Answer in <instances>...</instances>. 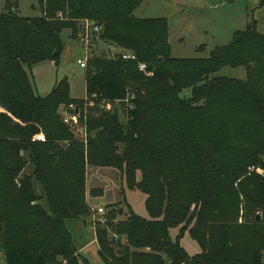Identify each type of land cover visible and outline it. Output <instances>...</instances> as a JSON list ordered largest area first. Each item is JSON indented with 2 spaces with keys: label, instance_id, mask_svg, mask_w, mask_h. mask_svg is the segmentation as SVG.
Wrapping results in <instances>:
<instances>
[{
  "label": "trees",
  "instance_id": "trees-1",
  "mask_svg": "<svg viewBox=\"0 0 264 264\" xmlns=\"http://www.w3.org/2000/svg\"><path fill=\"white\" fill-rule=\"evenodd\" d=\"M36 1L40 17L17 16L13 4L0 14V263L85 262L65 221L85 222L91 166L116 169L145 195L147 218L119 202L93 228L105 264H264V34L252 23L208 58L178 59L166 19L133 16L144 0ZM86 24L102 47L87 63L86 94L119 101V112L87 109L66 80L39 97L26 73L57 64L62 33L77 40ZM106 43L136 61L108 57ZM224 67H245L246 78H209ZM63 112L85 125L86 143ZM185 232L199 247L192 257Z\"/></svg>",
  "mask_w": 264,
  "mask_h": 264
},
{
  "label": "rangeland",
  "instance_id": "rangeland-1",
  "mask_svg": "<svg viewBox=\"0 0 264 264\" xmlns=\"http://www.w3.org/2000/svg\"><path fill=\"white\" fill-rule=\"evenodd\" d=\"M264 0H144L134 11L133 16L140 19L165 18L168 22L169 44L171 56L178 59H205L208 58L213 48L228 45L237 31L245 30L254 23L257 30L264 34ZM8 4L15 6V14L24 18H36L41 16L36 0H0V14L6 12ZM64 50L58 63L45 61L35 66L25 68L31 81L35 95L47 96L54 86L66 80L69 86L70 97L83 99L87 109H99L112 112L113 106H107L102 101H96L87 96L85 88L86 70L81 69L77 60L83 56V47L80 41L70 39L67 32L62 33ZM99 51L92 52L90 60L98 56ZM96 54V55H93ZM246 68L224 67L209 78L225 77L230 79L244 80ZM189 90L182 93V97L189 96ZM103 108H101V105ZM73 111L75 107L69 108ZM68 109V110H69ZM62 111V110H60ZM77 113V109H75ZM64 123L68 124L75 133L77 139L86 143L88 133L85 125H80L78 119L73 124L72 114L63 112ZM68 122H65V120ZM86 119V118H85ZM36 141L43 142L41 134ZM27 171V170H26ZM262 176V172L256 171ZM86 202L88 215L85 223L82 219H68L65 221L67 232L71 236L72 243L82 260L81 264H105L99 254L95 239V225L103 224L102 220L110 211L107 206L124 202L129 205L137 215L147 218L144 207L145 195L138 190H128L121 181L119 171L113 168L86 166L85 174ZM96 190L95 197L90 193ZM40 189H37L38 194ZM41 205V200L39 201ZM45 205H43L44 207ZM102 208L103 213L97 209ZM125 209V208H124ZM126 211V210H125ZM257 220L262 219L261 212L254 213ZM239 213L238 224L242 223ZM178 230L171 232L172 238L178 236ZM180 245L190 257L199 253V247L185 232L180 239ZM2 263V261H1ZM0 263V264H1Z\"/></svg>",
  "mask_w": 264,
  "mask_h": 264
},
{
  "label": "built area",
  "instance_id": "built-area-1",
  "mask_svg": "<svg viewBox=\"0 0 264 264\" xmlns=\"http://www.w3.org/2000/svg\"><path fill=\"white\" fill-rule=\"evenodd\" d=\"M100 33V29L98 26H90L89 24H86L84 26L83 31L79 34L78 40L80 41L82 47H83V56L77 60V64L81 69H86L87 68V63L89 61V58L92 56V51H99V48L102 49L101 46H98L97 44V35ZM96 34V35H95ZM95 40V41H94ZM103 49L107 52V56L111 58H115L116 56H120L122 60L124 61H136V56L132 54L131 52L128 51H123L122 49H119L115 45L106 43L103 47ZM138 70L140 72H143L145 75H151V73L148 70V67L144 63H139L138 65ZM92 99L97 100V95H92ZM103 103L107 104V106H119L120 102L115 101L113 104L102 100ZM128 102L126 101V104ZM101 105V108H103V105ZM129 109L132 108L131 105H127ZM70 108H73L71 106ZM65 122H68L66 119ZM98 213H103L102 208L97 209ZM102 223H104V219L102 220Z\"/></svg>",
  "mask_w": 264,
  "mask_h": 264
},
{
  "label": "water",
  "instance_id": "water-1",
  "mask_svg": "<svg viewBox=\"0 0 264 264\" xmlns=\"http://www.w3.org/2000/svg\"><path fill=\"white\" fill-rule=\"evenodd\" d=\"M85 223V222H84ZM117 254L121 255L122 254V251H117Z\"/></svg>",
  "mask_w": 264,
  "mask_h": 264
},
{
  "label": "crops",
  "instance_id": "crops-1",
  "mask_svg": "<svg viewBox=\"0 0 264 264\" xmlns=\"http://www.w3.org/2000/svg\"><path fill=\"white\" fill-rule=\"evenodd\" d=\"M165 19V18H164ZM169 30V29H168ZM169 32V31H168ZM168 39H169V37H168Z\"/></svg>",
  "mask_w": 264,
  "mask_h": 264
}]
</instances>
